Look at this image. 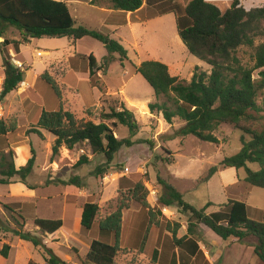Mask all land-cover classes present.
<instances>
[{
	"label": "rangeland",
	"instance_id": "rangeland-1",
	"mask_svg": "<svg viewBox=\"0 0 264 264\" xmlns=\"http://www.w3.org/2000/svg\"><path fill=\"white\" fill-rule=\"evenodd\" d=\"M174 1H178L182 5L187 4L186 0ZM244 4L246 8L264 7V0H244ZM96 6L109 7L110 4L107 0H98ZM226 6L229 7L228 3ZM226 6L223 5L220 9L224 11ZM83 7L82 12L85 15V10L88 11L89 8ZM68 8L77 23L84 20L87 28L103 31L101 29L103 23L98 16H84L85 18L82 19L80 9L77 11L72 5ZM159 10L158 6H153L152 9L144 7L143 11H145L146 17L156 16L158 18L139 27L137 34L133 35L128 29L123 28L116 34L117 39L111 36L125 47L128 59L121 65L115 54L114 61L107 70L100 71L95 76L93 83L103 90V92L100 91L101 95L95 102L81 103L76 98L79 88L66 89L63 85L64 83H81V88L85 92L88 91L85 87L86 83L90 88L93 87L90 80L88 82L87 60H82L81 63L80 59L86 57L82 54L93 52L101 60L106 55V50L100 42L90 37H84L79 41L69 38L60 40L55 43L59 50L53 52L54 55L51 57H44L45 53L41 52L48 48L49 44L39 42V39H33L30 44L22 47V53L29 61L26 63L25 60L24 63L18 60L10 52V56L21 62L22 68L29 73L25 71L22 86H18L14 92L0 100V119L4 121L6 128L10 129L8 132H13L8 139L15 143L13 148L6 153L0 151V156L4 153L6 161L15 164L16 158L17 161H22L24 156V150L17 149V147L23 144L30 145L35 151V163L32 172L26 178L27 182L35 187L45 188L57 180L67 181L72 176H78L85 186L86 193L81 195V198L98 205L93 231L87 234L80 230L79 236L75 237L81 241L99 238L113 243L112 234L101 236L97 226L99 222L113 214L117 208H122L119 250L115 256L114 264H158L154 263L150 256L142 253L140 249L147 228L153 225H157L158 230L155 247L158 250L162 248L161 251L164 250L165 253L162 264H173L172 254L178 255L179 252L180 256V251L172 250L173 234L177 239L186 235L192 219L190 213L181 211L176 205L161 207L158 198L164 193V187L160 180L173 186L182 194L184 201L196 209H201L207 202H211L213 205L209 206L205 213L218 211L220 205L226 203L228 199L245 202L248 218L254 221L261 220V211L264 209V189L251 187L245 183L243 180L244 169L236 170L221 165L224 158L230 157L240 150L241 138L245 141L250 140L249 135L235 129L232 125L221 124L214 131L218 143L203 142L191 135L176 136L174 133L184 124L179 118H174L168 124L160 113L150 114L148 103L155 101L154 92L135 70L140 62L146 60L161 62L169 68L172 76L185 82H189L196 66L207 73L210 71L208 65L187 51L177 34L173 14L159 17L160 15L157 16ZM18 35L16 29L10 28L6 37L20 39ZM74 48L77 53L72 54ZM72 58L74 59L73 63L81 65L79 68L86 71L70 73L69 60ZM1 62L0 54V64ZM36 73H38V80L34 94L23 87H26L25 83H29L28 80ZM1 75L3 73L0 69V77ZM42 75L51 77L56 83L60 98L53 87L42 78ZM33 80H30V83H34ZM90 97L92 96H88V98ZM262 98H264V91L258 98L259 103ZM164 100L165 98H159L158 102ZM122 103L134 113L138 131L134 137H131V141L135 143L129 147H121L109 164H106L102 154L92 155L86 143L76 146L71 151L62 146L58 154L51 159V146L55 137L46 130L40 131L42 137L28 133L30 129L36 127L37 119L43 110H61L62 114L68 113L72 119L70 121L74 125L87 121L94 124L99 122L109 124L110 121L102 120L101 115L109 113L111 108L119 110ZM67 121L64 120V123ZM18 125L24 126L16 130ZM263 125L264 120L261 119L255 127L260 129ZM110 128L118 139L129 137L128 129L124 126L117 125L116 127L110 126ZM82 155L87 156L90 161L76 166V162ZM97 167H105V172L96 176L94 173ZM124 167L129 169L127 175L122 173ZM212 167H216L217 171L206 181L205 178ZM248 167L251 170L258 169L254 163H249ZM11 180H18V177ZM63 191L65 190L62 187L38 190L36 210L33 211L28 206L25 207L24 214L21 213L22 211H18L25 218L23 230L38 235L41 239H43L41 235L48 238L43 235L44 233L40 234V231L34 226L32 214L35 212L40 218L50 217L52 211L49 208L56 209L58 207L59 199L56 196ZM0 192H2L1 187ZM68 192H72V190ZM45 193L52 195L53 199L42 201L40 195ZM2 209H0L1 222L12 229L19 228L12 214L4 208ZM30 212H32L31 215H26ZM0 237H3L2 233H0ZM4 237L10 245L7 264H11L12 256L17 252L20 257L26 255V249L21 247L12 253L14 248L11 247L16 246L19 241L18 237L11 233H6ZM193 238L204 245L205 249L209 245L222 242L201 224H197L193 228ZM2 242L3 240L0 239V249L3 246ZM246 242L250 244L252 238H248ZM69 244L70 249L67 247V243H64V248L62 247L60 250L61 254L68 253L73 256L78 252L80 244L75 240L69 241ZM247 244L244 245L247 246ZM29 247V250L33 251L32 246ZM38 250L42 253L41 249ZM84 258H81L78 264H89L83 261ZM186 264L208 263L202 254H198L194 259H188ZM240 264L262 263L255 255H244Z\"/></svg>",
	"mask_w": 264,
	"mask_h": 264
},
{
	"label": "trees",
	"instance_id": "trees-1",
	"mask_svg": "<svg viewBox=\"0 0 264 264\" xmlns=\"http://www.w3.org/2000/svg\"><path fill=\"white\" fill-rule=\"evenodd\" d=\"M114 11L135 12L143 4L146 6L160 7L157 16L171 13L174 16L176 30L187 51L210 67L209 73L195 67L189 82L179 80L172 76L169 68L158 61L146 60L140 62L135 70L148 83L154 92V102L148 103L150 114L160 113L162 118L170 124L174 118H179L184 124L174 133L176 136H194L196 139L218 143L214 131L221 124L232 125L235 129L249 135L250 140L241 138L240 150L222 160L221 165L228 168L244 169V182L251 187L264 189V125L260 129L255 125L264 120V98L258 102V98L264 91V7L245 9L240 0H232L230 6L222 11L218 6L206 0H190L182 5L174 0H107ZM98 0H91V5H96ZM125 24L124 20L119 21ZM14 28L18 31L20 39H9L7 31ZM91 37L100 42L106 55L98 60L91 52L82 60H87V69L92 86L93 79L100 71H105L114 61V55L119 62L128 59L127 50L108 33L89 29L78 24L70 13L67 4L61 0H0V54L2 56L1 70L3 73L2 91L0 100L15 91L24 81L26 69L19 68L11 61L10 52L18 60L23 61L20 55V46L30 39L40 38H69L76 41L83 37ZM70 59L71 66L77 65ZM78 62V61H77ZM43 79L53 87L58 98L60 95L56 83L51 77L42 75ZM159 98H165L158 102ZM101 119L110 121L94 124L87 121L74 125L68 113L59 111H41L34 129L28 133H34L42 137L40 130H46L55 137L51 146V159L64 146L71 151L76 146L86 143L92 155L102 154L106 164H109L114 154L123 146L134 144L131 137L138 131V124L132 110L125 104L121 108H111L109 113L101 115ZM64 120H68L64 123ZM124 126L128 129L129 137L118 139L110 126ZM10 129L0 119V136L5 135ZM10 154V152H9ZM90 161L82 155L76 162V166ZM35 163V151L30 148V157L25 165L15 168L13 163L7 162L4 153L0 156V184H8L14 177L28 188H36L29 184L26 178L33 170ZM249 163L258 166L257 170H251ZM216 167L209 169L207 181L215 172ZM105 167H97L95 175H102ZM160 180V179H159ZM15 181V180H14ZM56 184L74 185L78 188L84 186L78 176H72L67 181L57 180ZM164 187V193L158 198L161 207L176 205L183 212L190 213V221L187 234L176 238L173 234L172 250L179 252L172 254L173 264H186L188 259L202 254L198 241L193 238V228L201 224L209 229L222 241H235L243 243L253 236L256 243L253 245L254 254L264 264V209L261 220L254 221L248 218L247 205L240 200L228 199L220 205L218 211L205 213L212 206L207 202L201 209H196L184 201L182 194L173 186L160 180ZM76 197H66L65 221H70L75 207ZM18 206V205H15ZM2 207L12 214L19 226L10 229L1 222L0 230L11 232L20 240L30 242L41 249L46 264H68L63 261L45 244L37 235L24 231L25 218L10 205ZM121 207L98 223L97 230L101 236L112 234L113 243L99 238H91L89 249L83 261L89 264H114L115 256L119 250L121 232ZM98 213V205L87 202L82 206L80 230L83 233L93 231L95 219ZM70 215V216H69ZM70 218V219H69ZM34 226L43 233L52 234L63 226L61 219L34 218ZM157 225L150 226L141 243V252L150 256L154 263L162 264L163 252L155 247L157 238ZM10 246L4 244L0 249V256L8 258ZM27 264H36L29 260Z\"/></svg>",
	"mask_w": 264,
	"mask_h": 264
},
{
	"label": "crops",
	"instance_id": "crops-1",
	"mask_svg": "<svg viewBox=\"0 0 264 264\" xmlns=\"http://www.w3.org/2000/svg\"><path fill=\"white\" fill-rule=\"evenodd\" d=\"M61 1H64L67 4V6H70V5L75 6L77 11H79V9H80V11H81L80 17H82V19L85 18L84 16H86V17L95 16V15L98 16V18L103 23V25L101 26V29L104 32L108 33L110 36H114L115 38H116V34L118 33V31H120L123 28L128 29V31L131 34L135 35V34H137V29L139 27L145 25L146 22H148L152 19L158 18L156 16H153L155 18L146 17L147 15H146L145 11H143L144 7H150L151 9L153 7L151 5L146 6V4H143V6L139 10H137L133 13H131V12L123 13L121 11L112 10L110 8V6L109 7H99L96 5H91L89 3L91 0H61ZM189 1L190 0H186V3ZM206 1L210 2L212 4H215L216 6L221 8V6H223V5L226 6L227 3L230 6L232 0H227V1L226 0H206ZM225 2H227V3H225ZM240 2H241V5L245 9H251V8L245 7L244 0H240ZM83 6L89 8L88 11L85 10V13H86L85 15H84V12H82V9H84ZM227 8L228 7L226 6V9ZM255 8H257V7H255ZM170 14L171 13L163 14L159 17L168 16ZM121 20H124L125 24H120L119 21H121ZM78 24L87 26V24H85L84 20H80V22H78ZM86 37H88V36H86ZM33 39H30L29 42L20 46V55L23 57V61H22L23 63H24V60H25V63L29 62V61L24 57V55L22 53V47L24 45L30 44ZM62 39H64V38H40L39 42H46L49 44V45H47L48 48L41 50V52L45 53V55H43V56L44 57H47V56L51 57L52 55H54L53 52L59 50V48L55 45V43L60 42V40H62ZM119 39H121V38H119ZM0 40H2V39H0ZM79 40H77V41H79ZM134 40L136 41L137 38L135 37ZM34 50H36V49H34ZM75 51L76 50L74 48L72 50V54L77 53ZM90 53L91 52H88L87 54H82V55L87 56ZM1 64H2V62H1ZM1 64H0V69H1ZM45 66L46 65L44 64V67ZM80 66L81 65H79V64L75 65V67L70 65V67H69L70 73L77 72V71H86V70L80 69L79 68ZM82 68H83V66H82ZM26 72H27V70H26ZM27 73H29V71ZM33 78H35V79L33 80ZM27 80H25V81H27ZM30 80H33L34 83H30ZM30 80H28L29 83H25L26 87H23V88H26V89H28V91H32L35 94L36 93L35 87H36L37 80H38V73L34 74ZM89 80H90V77H89V73H88V82H89ZM22 84L23 83H20L19 86H22ZM86 84L88 85V86L87 85L85 86L88 89L87 92H85L81 88V83H64L63 85L66 87V89H71L74 87L79 88L78 93L76 95V98H78L81 103L95 102V100L99 99L101 92L97 87L93 86L90 88L89 84L88 83H86ZM88 96H92V97L88 98ZM23 126L24 125H18L16 130H19ZM12 133L7 132L5 135L0 136V151L6 153L7 151H9V149L13 148L12 146L15 143L9 141V139H8L9 135ZM41 135H42V133H41ZM19 148H22L24 150V156H23L22 161H17V158L15 159L16 160V162L14 164L15 168H18L20 166L25 165V162L30 157V148H31L30 145L28 146L26 144H23L22 146L17 147V149H19ZM61 180L65 181L63 179H61ZM0 187L2 190V192H0V209L3 210L2 205L6 204V205H10L12 208H14L18 211H22L21 212L22 214H24L23 211H24L25 207H28V206L31 207V209L33 211L36 210V204H37L36 200L38 199L37 198L38 197V193H37L38 190H43V189L45 190V189H48L50 187H56V188L62 187L63 190H65V191H63L62 193H59L56 196V198L59 199V204H58V207L56 208L58 210L55 211L56 210L55 208L54 209L49 208V210L52 211V214H50V217L46 218V219H61V220H63L62 228L59 231L52 233V234H48V233L43 234V232H41L38 229V227H37V229L40 231V234L48 236V238H46V237L41 235V237L44 239L45 244L53 251V253L55 255H57L59 258H61L63 261L67 262L68 264H78L80 262V259L85 257L86 253L88 252L89 242L91 239H89L88 241H85V239L81 241L77 237H75L76 235L79 236L82 206H83V204L89 202L86 199L84 200L81 198V195L86 194L85 190H84L85 186L78 188L74 185H62V184H56L54 182L53 184L45 186V188L36 187L34 189H31V188H28L23 183L19 182L18 180H15V181L11 180L8 184H0ZM70 190H72V192H68ZM68 195L75 196L76 201H75L74 210L71 214V219L69 218L70 221H67L68 222V224H67V222L65 221V214H66V197ZM40 196H42L41 197L42 201H48V200L53 199V196L48 194V193L47 194L45 193V194L40 195ZM15 205H18V206H15ZM247 212H248V210H247ZM31 214H32V212H30L29 214H26V215H31ZM32 215H33L32 221L34 218L38 217L35 212ZM261 215H262V211H261ZM38 218H40V217H38ZM6 227L10 228L7 225H6ZM10 229H12V228H10ZM0 233H2V235H3V237H0V239L3 240L2 244L3 245L4 244L9 245L4 236L6 235V233H11V232H5V231L0 230ZM249 238H252V242L250 244H247V242H246L248 238L243 243H239V242H235V241H231V240L222 241V242L214 244V245H209V246H207L208 248H206V249H205V246L202 245L201 243H198V244H199V248L202 252V256H203L204 260L206 261V263H208V264H214V263L215 264H240L242 262L244 255H246V256L255 255L254 251H253V245L256 243V239L253 236H250ZM71 240H75L78 244H80L78 252L74 253L73 256L69 255L68 253L61 254L60 250L62 249V247L64 248V246H63L64 243H67V247H69V249H70L69 241H71ZM245 243L247 244V246L244 245ZM29 246H32L33 251L29 250V248H30ZM19 247L26 249L27 253L25 256H22V257L19 256L18 252L15 255L13 254L12 259H11V264H27V262L29 260H33L36 264H46V262L44 261L42 253L38 250L39 249L38 247L33 246L30 242H26V241L19 239L16 246L11 247V248H14L12 253H14V251L17 250ZM82 248H83V250L81 251ZM238 257H239V259H237ZM192 259H194V258H192ZM7 261H8L7 258H3L2 256H0V264H7Z\"/></svg>",
	"mask_w": 264,
	"mask_h": 264
},
{
	"label": "built area",
	"instance_id": "built-area-1",
	"mask_svg": "<svg viewBox=\"0 0 264 264\" xmlns=\"http://www.w3.org/2000/svg\"><path fill=\"white\" fill-rule=\"evenodd\" d=\"M11 61L13 62V64H14L15 66H17V67H19V68H22V64H21V62L15 60L14 57H11ZM2 84H3V75H1V77H0V94H1V91H2ZM122 173H123L124 175H127V174L129 173V169H128V167H124ZM164 210H166V209H164Z\"/></svg>",
	"mask_w": 264,
	"mask_h": 264
},
{
	"label": "bare ground",
	"instance_id": "bare-ground-1",
	"mask_svg": "<svg viewBox=\"0 0 264 264\" xmlns=\"http://www.w3.org/2000/svg\"><path fill=\"white\" fill-rule=\"evenodd\" d=\"M22 83H24V82H22Z\"/></svg>",
	"mask_w": 264,
	"mask_h": 264
}]
</instances>
